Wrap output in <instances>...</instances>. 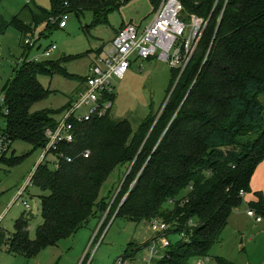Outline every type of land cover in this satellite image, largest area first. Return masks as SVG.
Returning a JSON list of instances; mask_svg holds the SVG:
<instances>
[{
	"label": "trees",
	"instance_id": "1",
	"mask_svg": "<svg viewBox=\"0 0 264 264\" xmlns=\"http://www.w3.org/2000/svg\"><path fill=\"white\" fill-rule=\"evenodd\" d=\"M50 1L52 12L33 13L30 26L17 18L8 22L0 15V35L16 26L29 52L33 47L25 45V38L41 24L56 27L51 21L55 19L59 28L63 16L85 12L94 14L95 24L104 23L111 12L132 0ZM150 1L156 13L163 0ZM180 1L187 16L204 18L208 26L181 77L172 69L167 92L172 95L163 111L150 115L136 134L130 122L110 114L77 124L74 143L56 153L59 168L52 169L47 162L33 177V185L45 194L40 196L43 223L36 238L29 236L32 215L25 212L13 235L0 228V250L6 246L13 255L33 259L77 234L91 220H100L109 206L101 198L102 188L126 164L132 169L113 205L116 220L141 224L161 219L175 226L168 236L186 233L185 239L171 241L165 257L153 264H191L193 259L208 257L222 242L232 214L242 206L244 195L252 192V177L264 162V0H220L216 9V0ZM57 74L65 75L61 64L25 61L6 85L9 114L4 125L14 143L22 141L41 151L46 147V130L55 127V115L73 102L61 111L32 112L51 94L38 78ZM17 161L7 159L0 165L13 166ZM257 196L258 202L250 207L264 218V196ZM168 203L171 207H166ZM149 244L136 251L127 249L120 259L135 262L137 253ZM216 264L231 263L216 258Z\"/></svg>",
	"mask_w": 264,
	"mask_h": 264
},
{
	"label": "rangeland",
	"instance_id": "2",
	"mask_svg": "<svg viewBox=\"0 0 264 264\" xmlns=\"http://www.w3.org/2000/svg\"><path fill=\"white\" fill-rule=\"evenodd\" d=\"M41 9L52 12L51 1L34 0L30 4L27 0L0 2V15L5 20L11 22L17 18L27 26L32 24L33 13H39ZM154 15L155 9L150 0H132L111 12L107 22L98 24H95V16L90 12H85L82 16L70 13L66 15V29L58 28L54 19L53 24H56V27L49 29L47 24H41L34 30L33 35L25 38H30L35 43V47L29 52L22 45L19 29L11 26L4 35H0V94L6 85L15 79L17 69L23 66L25 61L58 63L61 64L65 75L38 78L43 88L51 94L37 103L32 112L61 111L69 102L77 99L84 85L82 82L88 78L90 67L99 57L98 52L112 42L117 30L131 24L144 28ZM52 45H55L57 50L47 58L45 50ZM171 81L172 68L167 63L157 58H133L132 66L124 80L113 82L116 92L114 109L109 116L118 121L130 122L136 134L150 115H156L162 110ZM261 101L264 103V98ZM60 114L55 115V118L58 119ZM41 153L42 151L35 149L33 145L17 141L7 157L10 162L12 159H18L17 163L13 166H9L8 162L0 165V228L8 236L14 234L15 223L27 212L26 208L20 202L15 203V200L19 190L34 173ZM131 169L132 165L129 164L119 166L104 184L101 198L110 203L117 191L124 190L123 183ZM186 194L187 192H184L180 198ZM42 195L45 194L31 184L24 197L31 206L29 236L32 240L36 238L37 228L43 223L40 203ZM166 207L171 205L168 203ZM250 209V205L243 200L242 206L232 214L229 226L222 235V242L211 249L208 257L201 259L203 264H216V258H224L231 264H264V223L260 224L249 217ZM98 224L99 220H91L89 225L77 234L61 240L54 247L42 250L33 259L13 255L4 246L0 250V264H80ZM155 237L156 233L150 221L137 224L126 219H117L104 238L93 264H118L127 249L136 251ZM169 239L175 242L181 237L179 234H171ZM148 255L147 247L141 249L135 258V264H146L143 258ZM198 260L193 259L191 264H196Z\"/></svg>",
	"mask_w": 264,
	"mask_h": 264
},
{
	"label": "built area",
	"instance_id": "3",
	"mask_svg": "<svg viewBox=\"0 0 264 264\" xmlns=\"http://www.w3.org/2000/svg\"><path fill=\"white\" fill-rule=\"evenodd\" d=\"M32 1L34 0H27L28 4ZM219 2L220 0H216L214 9L217 8ZM51 21L55 22L54 19ZM207 26L208 20L197 15L187 16L185 6L180 0H163L153 19L144 28L136 27L133 24L122 27L90 67L89 76L78 93L77 99L60 114L55 127L46 130L45 136L48 143L42 150L34 173L26 185L19 190L15 203L20 202L27 212H31V206L24 200V197L29 186L33 185V177L38 167L49 162L54 169H58L59 161L56 158V153L63 145L74 143L76 125L101 119L111 114L114 109L112 97L116 92L113 82L124 80L132 66L133 58L136 60L157 58L167 63L172 69L178 70L181 77L193 59ZM67 27V16H63L59 28L66 29ZM24 43L26 46L35 47L34 41L30 38L26 39ZM56 50L55 45L50 46L45 50V56L50 58ZM171 95L172 93L163 109ZM5 105L6 94L3 92L0 94V110L3 115L0 117V162L7 160L14 145L12 138L6 133L4 125L6 124L4 116L9 114ZM58 155L64 158L63 154L58 153ZM89 155L90 153L87 152L84 157L88 158ZM66 160L72 162L70 158H66ZM241 194L243 196L244 192ZM118 195L119 191L115 193L106 212L100 218L98 227L80 264H93L94 257L103 244L104 238L116 221L117 212L113 214V205ZM125 199L126 197L121 204ZM248 216L257 222H262V217L258 216L254 210H249ZM150 224L156 237L147 246L149 255L143 258V262L146 264H152L157 259L165 257V250L171 245L168 234L175 228L174 224H168L161 219H154ZM190 224V226L194 225L192 222ZM180 236L185 239L186 233L181 232ZM118 264H135V262L119 259ZM196 264L203 263L199 259Z\"/></svg>",
	"mask_w": 264,
	"mask_h": 264
},
{
	"label": "crops",
	"instance_id": "4",
	"mask_svg": "<svg viewBox=\"0 0 264 264\" xmlns=\"http://www.w3.org/2000/svg\"><path fill=\"white\" fill-rule=\"evenodd\" d=\"M122 27H124V26H122ZM119 30H117V32ZM251 191H252L251 193L244 195V198H243V200L246 201V203L249 204L250 206H251V204L258 202L257 194H262L264 196V162L259 164V166L257 167V169H256V171L252 177ZM250 210H252V209H250ZM262 223H264V218H262V222H260V224H262Z\"/></svg>",
	"mask_w": 264,
	"mask_h": 264
}]
</instances>
